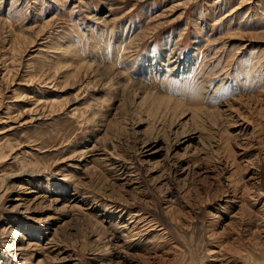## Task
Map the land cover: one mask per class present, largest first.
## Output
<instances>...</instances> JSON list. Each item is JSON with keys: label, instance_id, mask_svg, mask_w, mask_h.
Instances as JSON below:
<instances>
[{"label": "rangeland", "instance_id": "374dc122", "mask_svg": "<svg viewBox=\"0 0 264 264\" xmlns=\"http://www.w3.org/2000/svg\"><path fill=\"white\" fill-rule=\"evenodd\" d=\"M0 264H264V0H0Z\"/></svg>", "mask_w": 264, "mask_h": 264}, {"label": "bare ground", "instance_id": "6f19581e", "mask_svg": "<svg viewBox=\"0 0 264 264\" xmlns=\"http://www.w3.org/2000/svg\"><path fill=\"white\" fill-rule=\"evenodd\" d=\"M122 43H123V42H122ZM127 47H128V46H127ZM61 48H62V47H61ZM66 49H67V48H66ZM66 49H65V50H66ZM121 50H122V49H121ZM66 51H67V50H66ZM67 53H68V52H67ZM67 53H66V54H67ZM104 71H105V70H104ZM102 72H103V71H102ZM110 77H111V76H110ZM112 77H113V76H112ZM150 95H151V94H150ZM153 97H155V96H153ZM151 98H152V97H151ZM157 98H161V97H157ZM165 99H166V98H165ZM167 99H168V98H167ZM163 100H164V99H163ZM163 100H162V101H163ZM155 101H156V100H155ZM164 102H165V100H164ZM171 102H172V101H171ZM171 104H172V103H171ZM164 105H165V104H164ZM173 105H174V104H173ZM174 106H175V105H174ZM201 109H202V108H201ZM201 109H200L199 111H201ZM196 110H198V109H196ZM194 111H195V110H194Z\"/></svg>", "mask_w": 264, "mask_h": 264}]
</instances>
